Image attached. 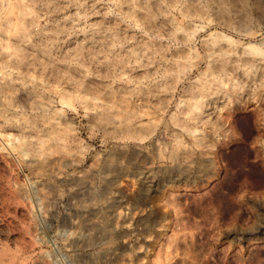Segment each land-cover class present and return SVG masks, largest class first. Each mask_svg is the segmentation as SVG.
<instances>
[{
    "label": "clouds",
    "instance_id": "1",
    "mask_svg": "<svg viewBox=\"0 0 264 264\" xmlns=\"http://www.w3.org/2000/svg\"><path fill=\"white\" fill-rule=\"evenodd\" d=\"M0 208V264H264V0H0Z\"/></svg>",
    "mask_w": 264,
    "mask_h": 264
},
{
    "label": "rangeland",
    "instance_id": "2",
    "mask_svg": "<svg viewBox=\"0 0 264 264\" xmlns=\"http://www.w3.org/2000/svg\"><path fill=\"white\" fill-rule=\"evenodd\" d=\"M168 195L170 197V200L172 201L168 205V210L171 212L173 217L182 219V212L185 210L187 206L190 205L191 200L198 195V191L194 189H189L186 192L183 187H179L178 192H170ZM4 212L5 209L0 208V213H4ZM7 212L10 213L11 209H8ZM11 218H12L11 215H6L5 224L7 223L8 220H11ZM3 226L4 225H0V227ZM169 235H172V233L170 232ZM157 254L158 256L160 255L159 259L157 260V264H164V262L165 264H178L179 249H177V254L175 256L173 255V251L171 247H165L162 253L160 252L159 249H157ZM165 256H167L168 258H166Z\"/></svg>",
    "mask_w": 264,
    "mask_h": 264
},
{
    "label": "bare ground",
    "instance_id": "3",
    "mask_svg": "<svg viewBox=\"0 0 264 264\" xmlns=\"http://www.w3.org/2000/svg\"><path fill=\"white\" fill-rule=\"evenodd\" d=\"M167 252V251H166ZM170 252V251H169ZM168 255V254H167ZM160 256V255H159ZM164 256V255H163ZM169 256V255H168ZM166 258H168L167 256H165ZM165 259V258H164ZM172 260V259H171ZM166 261V260H165ZM168 261V260H167ZM170 261V260H169ZM160 263V262H159ZM168 263V262H167ZM164 264H165V262H164Z\"/></svg>",
    "mask_w": 264,
    "mask_h": 264
}]
</instances>
